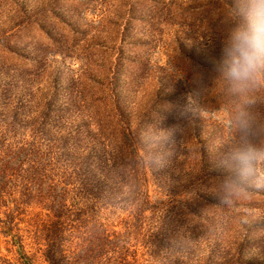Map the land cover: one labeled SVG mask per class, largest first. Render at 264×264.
Instances as JSON below:
<instances>
[{"label": "rangeland", "instance_id": "rangeland-1", "mask_svg": "<svg viewBox=\"0 0 264 264\" xmlns=\"http://www.w3.org/2000/svg\"><path fill=\"white\" fill-rule=\"evenodd\" d=\"M245 3L0 0V84L9 82L7 96L22 99L16 111H0V264H50L46 233L59 220L64 251L74 250V235L85 224L97 223L99 231H127L126 263L192 264L205 254L203 264H211L214 246L171 235L173 224L186 220L177 209L200 203L196 189L208 200L200 205L205 215L220 210L211 197L215 205L227 201L218 211L224 220L206 232L221 228L223 242L237 237L236 218L252 213L241 255L264 264V188L254 176L239 175L231 161L244 145L264 148V83L241 94L221 73ZM48 100L65 113L41 125ZM242 110L246 131L238 126ZM20 141L24 149L17 151ZM82 161H97L86 174L107 179L106 197L81 192ZM31 162L43 167L33 174L36 168H26ZM201 171L208 183L196 188ZM257 171L264 175V165ZM28 172L33 179L44 172L56 187L50 193L27 188ZM231 173L242 190L229 189Z\"/></svg>", "mask_w": 264, "mask_h": 264}, {"label": "trees", "instance_id": "trees-1", "mask_svg": "<svg viewBox=\"0 0 264 264\" xmlns=\"http://www.w3.org/2000/svg\"><path fill=\"white\" fill-rule=\"evenodd\" d=\"M10 91V84L9 82H4L0 84V111L4 112V114L11 112V109L13 111H16L17 105L22 104V99L18 100V98L12 99V97L7 96ZM48 106L51 104V100H48ZM13 103V104H12ZM53 110L54 114L50 115ZM64 107H56V109H53L52 106H49L48 111H43V114L46 116L45 119L43 116L40 118L38 121L41 123V125H46L48 122V118H55L57 116L58 119L63 120V112H64ZM65 113V112H64ZM13 116V115H12ZM22 119V121H21ZM18 119L17 125L20 127L23 126L22 122H25V118ZM29 121L33 120V117L31 119H28ZM212 135V134H211ZM68 135H64L61 137V143L65 144L67 142ZM23 145V141L19 142V149L17 151H21ZM17 146V147H18ZM25 146V145H24ZM32 148H30L31 150ZM29 150V151H30ZM16 149L14 150V155L16 161H19V156ZM28 153V149L25 150ZM95 154V153H94ZM93 154V155H94ZM29 155H32L30 153ZM91 157L90 153H87L85 159L89 160L88 158ZM36 160V159H35ZM30 161H34L33 159ZM97 161H82L78 167L79 173L82 174V177L80 179L81 185H80V190L81 192L91 195L95 200L100 199V197H106V188L108 187L107 184V179H100L98 177L91 178L89 173V167L92 164H95ZM99 163V162H98ZM37 163L31 162L29 165L26 166L27 169L33 170L34 168V173H36L37 170ZM39 168H42V166H38ZM46 168V166L44 165ZM42 170V169H41ZM93 168L91 169V171ZM45 172V170H44ZM39 172V177H35L33 179L31 176H29V172L27 176L23 177V182L25 183L27 188L30 189H35L36 192L38 193H50L51 191L54 190L56 187V182L53 177L47 176L45 173ZM230 176L233 177V173L230 174ZM209 177L207 174L203 171H201V175L198 176V181L197 182V187L199 188V185H202L203 183H208L207 179ZM230 177H227V180ZM226 180V179H225ZM29 184V185H28ZM36 186L34 187V185ZM192 185V181L189 183V186ZM245 186V185H244ZM61 193L65 191V185H61ZM195 201L200 202L196 206L192 204V209L190 210L189 208L186 210H183V208L177 209L178 211L176 212L177 215H180L181 213L185 215V221L182 224H176L174 223L172 228L171 235L175 236L177 238H184L186 239V242H192L194 245H199L202 243V245L207 246V245H212L210 249L211 252L215 250L214 252L217 255V258L214 261H208L207 263L211 264H249V261L246 259L242 258V249L244 247L243 243L248 237V232L249 228H247V224L244 222V219L251 215L248 216H240L236 218V223L239 222V227L236 228V226H232L235 230L237 229V237L235 240L231 241H224L221 240V228L217 229L216 231L210 232L206 234L209 230V226L213 224L214 220H224L222 217L219 215L220 210L225 206L227 203L226 200L223 199V201H215L217 204H214V197H211V200H213V206L217 209L220 208V210H216L213 213H210L208 215H205L202 210H200V205L201 204H207V199L204 197V192L200 191L199 189H196V193L194 195ZM207 200V201H205ZM225 209V208H224ZM219 211V212H218ZM10 217V216H9ZM192 220V221H191ZM63 220H59L58 223H53L50 225L49 231H47V246L45 250V255L46 258L48 259L50 264H129L126 263V254L124 253L125 250L127 249V246H125L123 243H121L123 240H126L127 238V231H122V230H107V229H102L99 231L97 223L91 225L93 228H90V226L86 225L85 223V231L82 232H77L74 236L76 238H79L76 241V244L74 246L73 251H64L62 249V244H61V239H62V227H63ZM182 222V221H181ZM247 219V223H248ZM193 224V225H192ZM9 225V224H7ZM61 225V227H59ZM10 226V225H9ZM254 227V226H253ZM251 227V228H253ZM169 230L168 232H170ZM166 234V231H165ZM236 236V232H235ZM157 241L159 242L157 246V250L160 248L161 245V239L157 235ZM175 239V240H176ZM209 239L211 241H209ZM174 240V241H175ZM219 240V241H218ZM15 244H17L19 247L21 246V241L19 242L18 238L14 239ZM220 242L222 245H220ZM226 244V248H228L225 251H219L221 249H225L224 244ZM187 245V243H185ZM238 247V250L236 251V248ZM231 250V251H229ZM111 253V255H108V253ZM185 253L186 250H183ZM205 255V254H204ZM204 255L198 258V260L195 263L192 264H203V259ZM168 256V262H173L177 257L173 253V251H169L167 254ZM29 262H27L28 264Z\"/></svg>", "mask_w": 264, "mask_h": 264}, {"label": "clouds", "instance_id": "clouds-1", "mask_svg": "<svg viewBox=\"0 0 264 264\" xmlns=\"http://www.w3.org/2000/svg\"><path fill=\"white\" fill-rule=\"evenodd\" d=\"M239 15L242 19L232 28L224 49L221 73L232 83L235 91L246 94L264 83V0H246L239 9ZM238 126L241 131L248 128L243 110L238 116ZM231 161L239 175L254 176L256 187L264 188V175L257 171V166L264 165V148L244 145L232 153ZM228 187L239 191L244 185L233 177L228 181ZM244 222L247 223V217Z\"/></svg>", "mask_w": 264, "mask_h": 264}]
</instances>
